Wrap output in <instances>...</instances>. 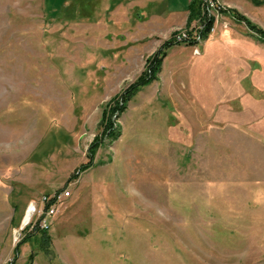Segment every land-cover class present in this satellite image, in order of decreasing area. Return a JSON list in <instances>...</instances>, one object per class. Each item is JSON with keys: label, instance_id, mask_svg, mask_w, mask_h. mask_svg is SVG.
Wrapping results in <instances>:
<instances>
[{"label": "rangeland", "instance_id": "374dc122", "mask_svg": "<svg viewBox=\"0 0 264 264\" xmlns=\"http://www.w3.org/2000/svg\"><path fill=\"white\" fill-rule=\"evenodd\" d=\"M189 3L0 0V264H264V119L215 125L178 81L111 113Z\"/></svg>", "mask_w": 264, "mask_h": 264}, {"label": "crops", "instance_id": "0c3cea01", "mask_svg": "<svg viewBox=\"0 0 264 264\" xmlns=\"http://www.w3.org/2000/svg\"><path fill=\"white\" fill-rule=\"evenodd\" d=\"M222 1L229 9L258 25L254 12L261 5L252 0ZM188 13L186 8L164 18L169 21L161 32L162 35L168 33L165 39L172 30L187 24ZM226 15L232 19L226 17L229 26L227 21V27L222 23L214 26L199 55H193L188 44L182 49H172L163 57L157 79L144 87L156 89L162 81L160 87L167 91L172 87L177 93L174 83L178 81L187 91L183 103L198 109L199 117L212 119L215 125H253L264 119V100L256 99L264 96V91L259 89L264 87V39L248 29L244 22L229 13ZM159 37L152 35L157 42ZM159 44L154 48H159Z\"/></svg>", "mask_w": 264, "mask_h": 264}, {"label": "trees", "instance_id": "16d2710c", "mask_svg": "<svg viewBox=\"0 0 264 264\" xmlns=\"http://www.w3.org/2000/svg\"><path fill=\"white\" fill-rule=\"evenodd\" d=\"M252 1L256 4H261L264 2L260 0H252ZM199 3H200V0H190L189 7H188L189 13H188V18H187V25H189L194 19H196L200 15ZM222 12L226 14L229 13L236 20L244 22L248 29H250L258 37L264 39V30L261 27L257 26L255 23H252L244 15L240 14L236 10L228 9V8H226L225 10H222ZM213 21H214L213 17H210V16L208 17L206 14L204 15V18H203L204 28L200 31V34L202 37H205L210 32L212 25H213ZM173 43H176V42H174L171 38H169L167 41L164 42L162 49H158L148 59L146 70L134 82L129 84L127 88L122 92V94L120 95V98L118 99L116 104L111 109L112 114H114V112H117L120 114L123 111L125 104L135 95V93L142 86H145L157 79V74L160 71L162 59L166 55V52H164L163 49L165 46L173 44ZM190 44H192V42ZM112 124H113L112 119L111 118L108 119V123H107V126L104 132L106 133L107 131H109V135L112 138H114L117 135V133H116V128L113 127ZM96 145L97 143L92 145L93 150L96 148ZM85 167L86 165L82 166V168H85ZM36 228H38V224L35 225V229ZM30 258L32 259V255H30Z\"/></svg>", "mask_w": 264, "mask_h": 264}, {"label": "built area", "instance_id": "2783aa9c", "mask_svg": "<svg viewBox=\"0 0 264 264\" xmlns=\"http://www.w3.org/2000/svg\"><path fill=\"white\" fill-rule=\"evenodd\" d=\"M225 9L226 7H224L219 0H200V5H199L200 15L196 19H194L192 23L189 26H187V28H183L181 30L175 31V33H172L170 38L176 43L183 42V39H190V43L192 42V44L190 45L195 46L193 52L195 54H199L198 48L196 46L202 43V40L204 38L200 34V31L204 28V22H203L204 15L206 14L208 17L210 16L214 18L213 25L211 28L212 30L214 27L215 21H218V19L226 15V13L222 12V10H225ZM222 25L226 27L227 23L222 22ZM63 194L69 195V191L66 190L64 191ZM63 194L62 195L54 194L50 198L52 201L58 202L61 196H63ZM32 208L35 211V208L33 205H32ZM43 211L48 216L53 215V213L55 212V206L50 205L49 208H46ZM34 225L36 224L34 223ZM48 225L49 223L46 222L45 218L38 222V226L44 229H46Z\"/></svg>", "mask_w": 264, "mask_h": 264}, {"label": "bare ground", "instance_id": "6f19581e", "mask_svg": "<svg viewBox=\"0 0 264 264\" xmlns=\"http://www.w3.org/2000/svg\"><path fill=\"white\" fill-rule=\"evenodd\" d=\"M183 41H190V39H183ZM32 209H33V208H32L31 205H30L29 208H28V210H27V212H26V215H25V217H24V221H26L27 218L30 217L31 212H32Z\"/></svg>", "mask_w": 264, "mask_h": 264}]
</instances>
